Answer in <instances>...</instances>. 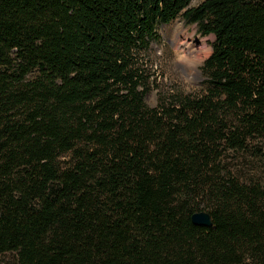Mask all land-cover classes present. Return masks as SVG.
Masks as SVG:
<instances>
[{
  "label": "trees",
  "instance_id": "obj_1",
  "mask_svg": "<svg viewBox=\"0 0 264 264\" xmlns=\"http://www.w3.org/2000/svg\"><path fill=\"white\" fill-rule=\"evenodd\" d=\"M192 3L0 0V256L264 264V185L224 163L264 140V0ZM179 15L205 80L153 107L137 55Z\"/></svg>",
  "mask_w": 264,
  "mask_h": 264
},
{
  "label": "rangeland",
  "instance_id": "obj_2",
  "mask_svg": "<svg viewBox=\"0 0 264 264\" xmlns=\"http://www.w3.org/2000/svg\"><path fill=\"white\" fill-rule=\"evenodd\" d=\"M200 1L193 0L192 4L195 5ZM174 22L182 24L183 29L187 31L185 40L188 44H194L196 47H201L204 44L209 48L206 53H201L203 61L199 66L201 75L199 74L198 77L194 76L187 67L182 68L176 63L178 53L165 36ZM156 32L158 40L151 41L148 49L137 55L138 64L149 81L146 101L153 107L158 105L162 96L169 89L188 93L203 85L205 77L202 65L209 57L210 52L212 53V43L215 39L213 34L204 35L198 23L189 22L182 15L169 24L158 25ZM250 148V151L244 153L228 152L224 157V163L243 181H258L264 185V140H256ZM16 262L17 254L15 252H8L0 256V264Z\"/></svg>",
  "mask_w": 264,
  "mask_h": 264
},
{
  "label": "bare ground",
  "instance_id": "obj_3",
  "mask_svg": "<svg viewBox=\"0 0 264 264\" xmlns=\"http://www.w3.org/2000/svg\"><path fill=\"white\" fill-rule=\"evenodd\" d=\"M186 32L187 31L183 29L182 24L179 22H174L170 26L169 32L166 33L165 36L178 53V59L176 60V63L182 66V68L187 67L192 71L194 76L198 77L201 75L199 66L203 61L201 53H206L209 48L204 44L201 47H196L194 44H188L185 40Z\"/></svg>",
  "mask_w": 264,
  "mask_h": 264
},
{
  "label": "water",
  "instance_id": "obj_4",
  "mask_svg": "<svg viewBox=\"0 0 264 264\" xmlns=\"http://www.w3.org/2000/svg\"><path fill=\"white\" fill-rule=\"evenodd\" d=\"M192 221L197 224V225H202V226H212L213 221H212V216L210 212L206 210H200L196 211L192 214Z\"/></svg>",
  "mask_w": 264,
  "mask_h": 264
},
{
  "label": "clouds",
  "instance_id": "obj_5",
  "mask_svg": "<svg viewBox=\"0 0 264 264\" xmlns=\"http://www.w3.org/2000/svg\"><path fill=\"white\" fill-rule=\"evenodd\" d=\"M212 53L210 52L209 56L211 55ZM207 58V57H206Z\"/></svg>",
  "mask_w": 264,
  "mask_h": 264
}]
</instances>
